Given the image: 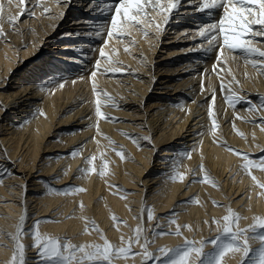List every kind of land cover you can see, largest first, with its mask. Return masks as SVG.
<instances>
[{
	"label": "bare ground",
	"instance_id": "1",
	"mask_svg": "<svg viewBox=\"0 0 264 264\" xmlns=\"http://www.w3.org/2000/svg\"><path fill=\"white\" fill-rule=\"evenodd\" d=\"M73 1L76 0H30L29 10L33 15H25L22 24L12 26L7 23V17L18 13L17 0L11 3L0 0L4 5L5 33L0 37V117L4 118L0 125V176L5 177L0 183V245H3L0 246V264H9L13 256L15 245L11 235H15L19 217L25 209V230L32 229L35 222L40 221V234L67 237L77 245L102 243L99 233L92 230L94 223L110 242L121 246V235L127 241L142 220L145 231L141 242L146 237L148 251L156 255H161L157 251L160 247L174 248L182 245L185 238L194 241L215 238L222 229L218 231L211 221L216 219L223 224L222 217L229 207L241 217L238 221L241 228L251 224L253 216L264 217V188L258 187L264 184V106H261L264 103V66L253 67L249 62L255 59L259 64L264 58L246 60L238 52L218 50V43L212 51H204L208 41L198 35L199 28L212 20L218 22L223 9L215 10L214 14L206 11L202 13L205 17L198 12L194 22L188 21L194 24L193 28L177 27L176 23L182 22L179 16L196 14L201 2L179 0L181 8L172 15L175 17L173 25L167 29L168 24L163 23L162 17L148 8L146 11L153 18V26L141 27L149 35L125 24L120 34L124 38L119 39L107 37L111 16L102 10L111 7L115 14V4L110 5V2L77 0L79 8L93 4L95 10L92 9L87 18L75 11L72 18L67 19L72 27L71 24L56 27ZM44 9H48L46 14ZM117 20L119 24V16ZM98 22H105V32L100 37L89 36L87 33L94 32L93 24ZM157 23L159 30L154 26ZM27 24L28 30L23 28ZM166 29L175 33L174 39L181 32L192 29L193 33L186 36L191 38L188 39L191 40L189 47L179 52L168 47L167 56H160L174 57L170 63L177 68H171L170 72L182 66L189 73H185L187 78L169 85L171 96L162 99L167 104L155 99L151 106L156 109H148L150 113H147L142 109V101L156 82L152 73L169 71L155 69L154 63V54ZM195 35L197 39L193 38ZM247 35L252 36L251 33ZM83 37L87 39L84 42L77 39ZM262 41L264 37L253 36L248 42L264 51ZM101 48H104L105 58L100 57ZM97 60H100V68L93 77L91 73ZM26 64V72L14 73ZM113 67H120L121 71L113 74ZM13 74L16 78L12 84L16 86H6V79ZM222 82L226 86L224 91H221ZM93 83L99 95L93 94ZM231 87L245 90L255 101V110L227 104V89ZM186 90L190 91L185 93ZM213 94L216 97L214 116L219 124L215 136L207 115ZM197 97L202 99L196 102ZM97 99L101 101V111L110 118L99 120V130L114 145H109L107 139L97 134ZM41 112L44 115H40ZM114 116L131 122L115 123ZM251 118L256 121L245 123L241 120ZM135 120L140 122H133ZM238 132L243 133V137ZM129 134L136 138V143L128 138ZM146 136L151 139H143ZM121 147L125 154L123 160L116 155ZM158 148L157 171L151 178L143 179L151 171L148 169L151 157ZM228 148L248 154L252 164L260 167L243 168L242 165L249 161ZM74 150L78 153L75 157L71 155ZM101 152L105 154L103 158ZM181 153H190V156ZM93 155L97 156L93 162L97 172L81 171L89 167L86 158ZM103 161L108 162V169L101 177L98 170ZM201 164L218 187L201 182L204 175L200 171ZM12 172L15 175H7ZM36 172L38 174L34 175ZM178 174L184 176L183 181ZM174 175H177L175 181L172 180ZM66 186L85 191L68 195L49 192L50 187L63 192ZM213 202L220 206H214ZM148 208L155 216L151 222L147 220ZM112 216L123 223L116 224ZM171 219L181 226L191 225L192 230L182 227L181 236L155 235L156 231L174 232L176 225L169 224ZM157 224L161 226L159 229L155 227ZM20 242L29 246L26 249L28 264H36L38 250L31 247L34 243L31 236L22 237ZM250 244L258 247L257 241H250ZM212 250L211 244L204 248L205 252ZM131 252L140 254L116 259L113 264H144L139 243L132 244ZM238 260V255L228 252L221 258V264H238ZM147 264L155 262L148 260Z\"/></svg>",
	"mask_w": 264,
	"mask_h": 264
},
{
	"label": "snow or ice",
	"instance_id": "2",
	"mask_svg": "<svg viewBox=\"0 0 264 264\" xmlns=\"http://www.w3.org/2000/svg\"><path fill=\"white\" fill-rule=\"evenodd\" d=\"M12 0H9L11 3ZM30 0H17V7L19 11L16 15H9L7 17V23L9 25L15 26L19 21L20 17L26 12L28 15H33V13L28 9L27 4ZM38 5H35L36 7ZM115 14L112 12V8H105L102 11L108 13L111 16L110 26L107 27V37L108 38H119L124 37L120 35L123 32V26L125 24L130 25L137 30L142 31L145 36H148V31L141 27V25L153 26V18L146 9L150 8L153 13L157 16L162 17V21L165 25L169 24L171 17L175 11L179 10V0H117L114 5ZM223 9V14L221 15L219 21L212 20L206 24H203L198 31V35L208 41V47L204 48L205 52L212 51L213 47L219 45L218 50H231L234 53L238 52L245 56L246 60L249 57H260L264 58V51L259 48L252 47L248 41L252 39L253 36L264 37V0H201L198 5V11L200 12H210L215 13V10ZM95 10V9H93ZM46 14L48 9L43 10ZM4 5L0 3V37L5 35L3 23H4ZM120 17V22L118 24L117 17ZM157 30H159V24L154 25ZM255 26H260L258 29ZM94 32L87 33L89 36L95 35L97 37L102 36L105 32V22H98L93 24ZM251 33L252 36L247 34ZM219 37V40H218ZM108 40H105V44ZM128 49L126 48L125 51ZM100 57L105 58L104 48L100 49ZM220 57L217 56L219 61ZM249 62L252 63L253 67L264 66V60H261L259 64L255 59H251ZM214 69L216 65L214 64ZM100 68V60L96 61L95 67L91 73L94 77ZM121 71L120 67H113L111 72L113 74L119 73ZM264 74V73H262ZM64 85L61 84L62 88ZM225 85L221 83V91L225 90ZM92 90L94 95H99L97 92L96 84L93 83ZM229 95L226 96L225 102L232 107H235L236 103H240L243 97H237L232 93L231 88L227 89ZM105 95H107L105 93ZM111 99V97H109ZM216 97L213 94L211 103H209L207 115L210 120L211 132L215 136L216 130L219 124L214 116V104ZM95 115L97 117V134L103 136L104 139L108 140L109 145H114V142L104 136L100 132L98 122L101 118L107 120L110 119L101 111V101L97 99L95 101ZM261 106H264L262 103ZM255 107V104L252 105ZM251 110V109H250ZM40 115H44L43 112ZM117 119V118H113ZM235 130V126L233 125ZM264 130V128H262ZM238 134L243 137V133ZM129 139L136 143V138L129 134ZM95 139V138H93ZM145 140H150V137H144ZM99 143V141H97ZM137 147L140 145L137 143ZM115 150V149H113ZM230 152H233L238 157L249 161L242 165L243 168L248 169L250 167H260L259 165H254L250 161L248 154L240 152L239 150L228 148ZM77 151H73L71 155L75 157ZM189 155L190 153H181V155ZM104 153H100V157H104ZM116 155L122 160L125 159V154L120 148L116 151ZM97 159L96 155L86 158V162L89 167L81 169V171H86L88 173L97 172V169L93 166V162ZM262 164H264V157H262ZM108 169V162L103 161L102 167L98 170V175L104 177L106 175V170ZM264 170V169H262ZM200 171L204 173L202 181L203 183L211 184L214 187H218L215 182L206 173L204 166L201 164ZM66 174V173H65ZM7 175H15L14 172L7 173ZM249 175L251 173L249 172ZM4 176H0V183H2ZM180 181L184 180L182 174H178ZM177 175L172 176V180L175 181ZM255 181V176H252ZM110 188H118L116 185H109ZM258 187L264 188V184H258ZM26 189V185H25ZM55 191L57 194L68 195L73 193H79L85 191V189L74 186H66L65 191L61 192L59 189L53 187L49 188V192ZM187 203V202H185ZM214 206H220L213 202ZM81 207H83L81 205ZM176 214L173 213V216ZM155 218L154 212L151 208L147 209V220L149 222L153 221ZM27 219V212L25 209L24 214L19 217V224L16 227L15 235H11V239L15 245V251L13 256L9 261V264H28V257L26 256V249L29 247L21 243V239L24 236H31L34 243L31 247L36 248L37 260L36 264H113L114 260L120 258H127L129 255H139L140 253H132L131 246L133 243H139L144 257V264H147L148 260H152L155 264H221V258L228 252H231L234 256L238 255V264H264V217L253 216L252 223L246 228H241L238 221L241 217L233 212L229 207L227 209V214L222 217L223 224L220 220L213 219L211 223H215L218 227L219 234L209 240H188L184 239L182 245H178L174 248L160 247L157 251L161 255H156L148 251L149 241L145 237L143 242H141V236L145 231L143 226V221L134 229L133 236L129 237L127 241L123 235L120 237L121 246L110 242L103 232L92 223V230L99 233V238L102 243L88 242L80 243L79 245L71 243L67 237H52L47 234H40L38 231V225L40 221L35 222L32 229L25 230L24 224ZM86 219V218H84ZM112 220L116 223H123L119 221L117 217L112 216ZM205 223H208L207 221ZM169 224H175L176 228L174 232H163L156 231L155 235H176L181 236V228H186L191 231V225H179L176 224L175 219H171ZM156 229L161 226L157 224ZM85 232H88V228H85ZM250 241H257L258 247L253 248ZM211 244L213 250L210 252H205L204 248L206 245ZM3 246V245H0ZM17 252L19 256L17 257Z\"/></svg>",
	"mask_w": 264,
	"mask_h": 264
},
{
	"label": "rangeland",
	"instance_id": "3",
	"mask_svg": "<svg viewBox=\"0 0 264 264\" xmlns=\"http://www.w3.org/2000/svg\"><path fill=\"white\" fill-rule=\"evenodd\" d=\"M95 1L96 2H99L100 1L102 3H107V2L109 3L110 2V5H114L117 2V0H99V1L98 0H95ZM92 5L93 4H91L88 8H87V6L86 7H80L79 8V2L77 0L76 1H73V2H70V4H68L66 10L63 13L62 19L57 22L56 27L61 28V27H64L65 25H67V24H71L70 21H68L67 19H68V17L72 18L71 15L75 11H79L80 12L79 14L81 16L84 15L83 16L84 18L89 17V13H91L93 11L92 9L94 8V6H92ZM194 6H196V5H194ZM27 7H28V9H31L32 4L31 3H28L27 4ZM193 7H191V8H193ZM179 8H181V5L179 6ZM198 12H199V14L202 15L201 17H205V14H202V12H200V11H197L196 14H193V15L179 16L180 18H182L181 19L182 22L176 23L177 27H186V28L191 27V28H193L194 27L193 26L194 24L193 23L192 24H189L188 21L194 22L193 20H195L196 16L199 15V14H197ZM27 14L28 13L26 12L23 16H21L20 19H19V21L17 22V24H22L23 21L26 19V16L25 15H27ZM174 18H175L174 16L171 17L170 24H168L167 27H166L167 29L170 28V25H173L172 24V21L174 20ZM188 19H190V20H188ZM84 20H86V19H84ZM20 26H22V25H20ZM24 27H25L26 30H28V24L26 26H23V28ZM70 27H72V24L70 25ZM256 28L258 29L259 27H256ZM64 29L62 31H65ZM167 29L163 33L164 36L162 34V36L160 37L159 47L157 49L156 54H154V63H155V67H156L155 69H157L158 67H159L160 70H163L164 68H167V70H169V71H167V72L166 71H163L162 74H158L157 72L156 73H152L153 76L156 77V82H154L149 87L148 94H147V96L142 101V109L146 110L147 113H150L148 109H156V107H153L152 108L153 105L151 106V104H153V102H154L155 99H159L162 102H164V104H167V102L164 101V100H162V99H168V98H170V96H171L170 93L171 92L169 91V89L171 87H169V85H172L175 82H180L182 78L183 79L184 78H187L188 77V74H185V73H189L188 69L185 68V67L184 68H181L182 66L179 67L176 70V72H170L171 68H177V65L170 63V61H171L170 59H172L174 57L165 58V57H160V56H167L166 51H167L168 47H173L171 49L172 50H177L178 52L181 49H185V48L189 47L191 40H188V39H191V38H186V36L188 34L193 33L192 32V29H188V30H190V32H188V30H185L184 32H181L178 35L177 39H174L173 38L175 36V33H172V32H170V30H167ZM196 37H198V36L195 35L193 38L197 39ZM77 39L78 40H81L83 42L85 40H87L86 38L84 39V37L83 38H77ZM169 40H171L172 42H170L169 44H164L165 42H167ZM253 40H256V39H253ZM180 41H182V42H180ZM187 41L189 43H187ZM262 42H264V41H262ZM249 43H250V45L254 46V43H251V42H249ZM163 47H165V49H163ZM48 55H51V54H48ZM32 62H35V61H32ZM32 62H30V63H32ZM27 64L24 67H22L21 69H19L17 71L15 70L16 72H14V73H18V71H21V70H24V72H26L27 71L26 70L27 69ZM159 64H160V66H159ZM260 69H262V68H260ZM15 75L16 74H13L11 76H8V78L5 81V85L6 86L7 85H10V87H15L16 86L15 84H12V81H14V78H16ZM167 80H170V83H168ZM231 88H232V93H234L237 97H243V100L240 103H236L235 104L236 107H238V108H246L248 110H250V109L251 110H255V107L254 108L252 107V105L255 104V101H253L251 98H249L248 93H245V90H242V89L241 90H238V89L233 88V87H231ZM160 91H162V92L165 91L166 93L165 92H164V94H162V93H160V94L155 93V92H160ZM189 91L190 90H186L185 93H188ZM189 96L191 98L192 97V93L189 94ZM201 99H202V97L195 98L196 102L199 101V100H201ZM207 99L210 100L211 99V96H208ZM207 99H205V100H207ZM189 101H191V99H189ZM136 103H137V106H138V104H140L139 101L136 102ZM157 108H159V107H157ZM111 114H114V115H118L119 116V114H115V113H111ZM113 118H117V119H113V121L115 123H118V122H121L122 123V121L131 122V121H128V120H126L124 118L117 117V116H114ZM3 119H4L3 117H0V125L3 123ZM255 119L256 118H251V119H248V120L241 119V120L244 121L245 123H249V121H256ZM133 122L138 123V122H140V120H135ZM159 149L160 148H158L156 150V152H154L152 154L150 167L148 168V169H151V171L143 179H149V178H151L153 176V173H155L157 171V166L158 165H155L156 164L155 159L157 158V155L159 154V151H158ZM36 174H38V172L34 173V175H36ZM150 183H151V181L148 182V184H150ZM26 185L27 186H31V185H29V182H26Z\"/></svg>",
	"mask_w": 264,
	"mask_h": 264
}]
</instances>
